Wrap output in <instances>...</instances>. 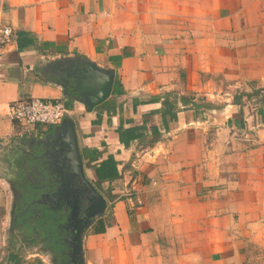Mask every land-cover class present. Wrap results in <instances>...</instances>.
Segmentation results:
<instances>
[{
  "label": "crops",
  "instance_id": "crops-1",
  "mask_svg": "<svg viewBox=\"0 0 264 264\" xmlns=\"http://www.w3.org/2000/svg\"><path fill=\"white\" fill-rule=\"evenodd\" d=\"M0 22V264L12 182L51 169L32 140L57 125L8 115L31 97L69 107L108 200L87 264H264V0H0ZM75 56L123 90L92 111L68 98L52 66Z\"/></svg>",
  "mask_w": 264,
  "mask_h": 264
},
{
  "label": "flooded vegetation",
  "instance_id": "flooded-vegetation-1",
  "mask_svg": "<svg viewBox=\"0 0 264 264\" xmlns=\"http://www.w3.org/2000/svg\"><path fill=\"white\" fill-rule=\"evenodd\" d=\"M73 177L70 170L53 165L48 171L24 174L12 182L14 198L7 237L10 244L12 238H18L17 252L30 245L38 250L37 255H48L52 264H77L71 255L73 235L84 227L87 209L83 194L75 186L78 180ZM60 194L63 199L58 200ZM102 219L86 228L83 236Z\"/></svg>",
  "mask_w": 264,
  "mask_h": 264
},
{
  "label": "water",
  "instance_id": "water-1",
  "mask_svg": "<svg viewBox=\"0 0 264 264\" xmlns=\"http://www.w3.org/2000/svg\"><path fill=\"white\" fill-rule=\"evenodd\" d=\"M52 68L55 72L61 73L56 82L62 87L63 93L68 98L81 101L89 111L107 100L115 85L116 72L113 68L102 67L95 61L82 59L81 56L57 59ZM32 142L40 148L41 154L49 158L50 168L53 165L62 166L73 172V178L78 180L75 186L85 199L87 219L84 227L74 231L71 255L77 264H87L83 231L98 218L105 216L108 200L85 174L74 119L66 116L55 126L52 133H48L44 138H34ZM72 181L69 179V184ZM57 198L63 199L62 194Z\"/></svg>",
  "mask_w": 264,
  "mask_h": 264
},
{
  "label": "built area",
  "instance_id": "built-area-1",
  "mask_svg": "<svg viewBox=\"0 0 264 264\" xmlns=\"http://www.w3.org/2000/svg\"><path fill=\"white\" fill-rule=\"evenodd\" d=\"M14 38L11 25L0 22V48ZM70 110L65 102L43 97L19 99L9 106V117L19 124L22 132H30L35 124L58 125Z\"/></svg>",
  "mask_w": 264,
  "mask_h": 264
},
{
  "label": "trees",
  "instance_id": "trees-1",
  "mask_svg": "<svg viewBox=\"0 0 264 264\" xmlns=\"http://www.w3.org/2000/svg\"><path fill=\"white\" fill-rule=\"evenodd\" d=\"M122 90H123L122 83H121L120 79L117 77L116 80H115L114 91L115 92H120ZM259 91H263L264 92V88H259L258 92ZM113 198H115V196H113ZM108 225H109L108 220L107 219L106 220L102 219L100 221V223L92 229V232L93 233H104L106 231ZM8 258L13 260L14 264H23L24 263L23 258L20 256L19 252H17L15 249H10L9 250ZM41 261L42 260H40V259H36L35 262L29 263V264H44L43 261L42 262Z\"/></svg>",
  "mask_w": 264,
  "mask_h": 264
},
{
  "label": "rangeland",
  "instance_id": "rangeland-1",
  "mask_svg": "<svg viewBox=\"0 0 264 264\" xmlns=\"http://www.w3.org/2000/svg\"><path fill=\"white\" fill-rule=\"evenodd\" d=\"M110 213H111L110 212V207H108L106 219L109 218ZM90 230L92 231V229H90ZM5 233L8 236V229L5 230ZM10 235H11V233H10ZM15 238H12L13 243H11V244L9 243V240L10 239H8V245H9V247L7 245V249L8 250L15 249L16 245L18 244V241H19L18 238H16V239ZM8 250H6L5 253L3 254V256H4L3 257V261L5 260L7 254H8ZM37 252H38V250L34 246L27 245L25 248L21 249L19 253H20V256L23 258L24 262L26 261L25 258L28 255L31 254L32 255L31 259L35 258V259L45 260L46 264H52V263H50V259H49V256L48 255L47 256L45 254L33 255V254H37Z\"/></svg>",
  "mask_w": 264,
  "mask_h": 264
}]
</instances>
